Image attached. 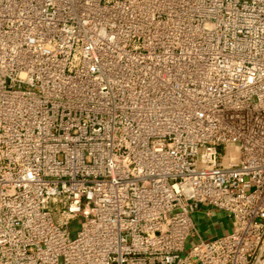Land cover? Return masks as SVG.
<instances>
[{"label": "built area", "instance_id": "2783aa9c", "mask_svg": "<svg viewBox=\"0 0 264 264\" xmlns=\"http://www.w3.org/2000/svg\"><path fill=\"white\" fill-rule=\"evenodd\" d=\"M0 264H264V0H0Z\"/></svg>", "mask_w": 264, "mask_h": 264}, {"label": "rangeland", "instance_id": "374dc122", "mask_svg": "<svg viewBox=\"0 0 264 264\" xmlns=\"http://www.w3.org/2000/svg\"><path fill=\"white\" fill-rule=\"evenodd\" d=\"M203 211H204V214H201L198 219V227H199V230L200 232L202 233V236L204 238H208L209 236H211V233L213 231H218V232H222L223 230L224 231H231L232 230V223L231 221H223V220H219V213L217 212H213L212 215L208 216L206 213L208 212V209L207 207H203ZM220 221V222H218ZM82 225H83V221L82 220H79V221H76L73 225H72V235L73 237L76 236L77 232L79 230L82 229ZM215 228V229H213Z\"/></svg>", "mask_w": 264, "mask_h": 264}]
</instances>
